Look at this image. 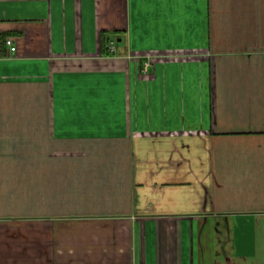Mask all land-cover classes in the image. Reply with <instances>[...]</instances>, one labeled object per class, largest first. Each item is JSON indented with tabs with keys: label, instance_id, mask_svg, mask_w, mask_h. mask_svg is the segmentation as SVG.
Instances as JSON below:
<instances>
[{
	"label": "crops",
	"instance_id": "obj_1",
	"mask_svg": "<svg viewBox=\"0 0 264 264\" xmlns=\"http://www.w3.org/2000/svg\"><path fill=\"white\" fill-rule=\"evenodd\" d=\"M0 264H264V0H0Z\"/></svg>",
	"mask_w": 264,
	"mask_h": 264
},
{
	"label": "built area",
	"instance_id": "obj_2",
	"mask_svg": "<svg viewBox=\"0 0 264 264\" xmlns=\"http://www.w3.org/2000/svg\"><path fill=\"white\" fill-rule=\"evenodd\" d=\"M6 44L10 47L11 52H16L17 48L14 45L13 41L11 39H8L6 41ZM107 49L111 54H115L116 53V42L115 40H112L109 42V44L107 45ZM147 69V68H146Z\"/></svg>",
	"mask_w": 264,
	"mask_h": 264
},
{
	"label": "trees",
	"instance_id": "obj_3",
	"mask_svg": "<svg viewBox=\"0 0 264 264\" xmlns=\"http://www.w3.org/2000/svg\"><path fill=\"white\" fill-rule=\"evenodd\" d=\"M112 40H113V39H111V38H110V39H109V38L106 39V37H105V46H104V47H105V51H106V53H107L108 55H112V54L108 51V49H107V45H108L109 42L112 41ZM115 42H116V41H115Z\"/></svg>",
	"mask_w": 264,
	"mask_h": 264
}]
</instances>
